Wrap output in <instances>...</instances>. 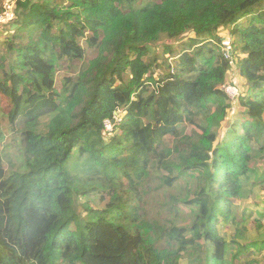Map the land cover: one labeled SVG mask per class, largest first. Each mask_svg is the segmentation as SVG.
<instances>
[{
  "label": "trees",
  "instance_id": "1",
  "mask_svg": "<svg viewBox=\"0 0 264 264\" xmlns=\"http://www.w3.org/2000/svg\"><path fill=\"white\" fill-rule=\"evenodd\" d=\"M16 6L0 44V264H260L264 240L234 209L264 189V0Z\"/></svg>",
  "mask_w": 264,
  "mask_h": 264
},
{
  "label": "rangeland",
  "instance_id": "2",
  "mask_svg": "<svg viewBox=\"0 0 264 264\" xmlns=\"http://www.w3.org/2000/svg\"><path fill=\"white\" fill-rule=\"evenodd\" d=\"M15 23V22H14ZM7 24L5 26L0 25V44L1 43H5L8 40V37L10 36V34L15 30L16 26L15 24ZM222 36L224 38L228 37V33L226 31H222L221 32ZM228 41V40H227ZM184 42V41H183ZM227 44L231 45L230 42H226ZM226 44V45H227ZM178 45V44H177ZM83 46L84 48H86L87 50V59H92L93 57H95L96 53L94 51L88 50L87 48V44L85 42H83ZM234 63L235 66L233 68H231L228 77H227V81H226V85L224 87V89H229L230 87H236L239 89L240 94L241 92H244V81L242 79V77L239 74V69L236 65V60L234 59ZM64 74H70V70L68 69V67L66 66V64L64 65ZM62 79V78H61ZM60 78L58 79V87L61 86L60 84ZM233 85V86H232ZM246 90V89H245ZM232 104L235 106L237 105V101L233 102L231 101ZM227 124L225 123L224 127L222 128L221 132L225 131L227 129ZM8 142L12 143V136H10L7 139ZM171 140L168 139L167 143H170ZM4 148V143H0V150H3ZM11 153H13V148H11L10 150ZM6 166L9 167L8 163L6 162ZM259 168L261 170L264 169V162H261L259 165ZM178 184H180L184 189H192V187H194L195 182L194 179L191 178L189 180H181L178 182ZM248 189V187H247ZM171 193H173V190H170ZM163 196V195H162ZM165 197H156V198H150L148 199L149 201V206L151 205V203H155L156 204H160V203H164ZM250 201L252 203H257L258 207L257 210L253 209V208H247L245 209V204L244 203H238V206L234 209L235 212H238L239 214H243L245 212L246 214V218L245 219V225L248 228V233H247V239L248 240H254V241H262L264 240V226L261 230H259L257 228V215H256V211L260 212V213H264V189H261L260 187L255 188V191L253 192L252 196L250 197ZM86 200H83V203H85ZM155 206V204L153 205V207ZM182 220L184 221L185 224H189V222L191 221V218L193 217V209H190L189 207H185V205H182ZM166 213H168L167 211H165ZM250 216V217H249ZM243 221V220H242ZM242 221H240L242 223ZM232 230H228L225 235H227L229 238L232 236ZM245 255L243 256L242 259H244ZM257 260H259L260 264H264V252L262 254H260L259 256L256 257Z\"/></svg>",
  "mask_w": 264,
  "mask_h": 264
},
{
  "label": "built area",
  "instance_id": "3",
  "mask_svg": "<svg viewBox=\"0 0 264 264\" xmlns=\"http://www.w3.org/2000/svg\"><path fill=\"white\" fill-rule=\"evenodd\" d=\"M16 0H5L2 9L0 11V25L5 26L7 24H12L17 19V13H16ZM224 53L226 59L229 61L231 68L235 66L234 63V47L232 45H225ZM233 86V85H232ZM225 92L229 96L230 100L233 102L238 101V98L240 96V91L236 87H230L229 89H226ZM121 112H118L115 114V118L113 120H108L105 123L106 131L111 133L114 131V128L119 125L122 121V115H120Z\"/></svg>",
  "mask_w": 264,
  "mask_h": 264
},
{
  "label": "crops",
  "instance_id": "4",
  "mask_svg": "<svg viewBox=\"0 0 264 264\" xmlns=\"http://www.w3.org/2000/svg\"><path fill=\"white\" fill-rule=\"evenodd\" d=\"M244 81V80H243Z\"/></svg>",
  "mask_w": 264,
  "mask_h": 264
}]
</instances>
